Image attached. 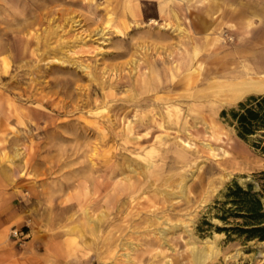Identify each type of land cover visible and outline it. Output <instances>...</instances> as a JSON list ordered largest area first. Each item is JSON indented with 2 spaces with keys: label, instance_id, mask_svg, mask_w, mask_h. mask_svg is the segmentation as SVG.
Returning <instances> with one entry per match:
<instances>
[{
  "label": "rangeland",
  "instance_id": "rangeland-1",
  "mask_svg": "<svg viewBox=\"0 0 264 264\" xmlns=\"http://www.w3.org/2000/svg\"><path fill=\"white\" fill-rule=\"evenodd\" d=\"M250 77L264 0H0V264H195L192 240L204 264H264L218 230L264 171V134L222 112L264 92L212 91Z\"/></svg>",
  "mask_w": 264,
  "mask_h": 264
},
{
  "label": "trees",
  "instance_id": "trees-1",
  "mask_svg": "<svg viewBox=\"0 0 264 264\" xmlns=\"http://www.w3.org/2000/svg\"><path fill=\"white\" fill-rule=\"evenodd\" d=\"M229 116L232 125L241 139L262 132L264 134V95L251 96L246 102H240L237 109L223 111L222 117ZM264 154V145L262 146ZM261 189L253 190V185L241 187L234 184L228 189L226 202L232 206L221 216L223 221L230 217L240 218L243 222L236 226L219 228L228 235L244 236L246 240L264 241V171L260 172Z\"/></svg>",
  "mask_w": 264,
  "mask_h": 264
},
{
  "label": "bare ground",
  "instance_id": "bare-ground-1",
  "mask_svg": "<svg viewBox=\"0 0 264 264\" xmlns=\"http://www.w3.org/2000/svg\"><path fill=\"white\" fill-rule=\"evenodd\" d=\"M161 12H164L163 8L161 9ZM248 27L251 26V23H247ZM247 27V28H248ZM194 51V50H193ZM258 76V74H257ZM264 92V82H260L258 80L253 79L252 77L248 79H242L239 82L231 83L228 86H223V85H218L215 90L213 89L212 94L214 95L215 93H223V99L221 101H218L219 106L225 105V104H231L242 97L244 95L249 94V93H262ZM205 102V101H204ZM234 104V103H233ZM169 109V107H168ZM179 109L177 107L173 108L171 110H168L169 118L176 117V122H173L172 120H169L171 125H177L178 124V113ZM174 113V114H173ZM162 114V113H161ZM210 114V113H209ZM203 120V119H202ZM142 122V121H141ZM180 122V121H179ZM139 123V122H138ZM167 123V122H166ZM161 125V124H160ZM169 126V125H168ZM171 127V126H170ZM190 128V127H189ZM162 139V138H161ZM150 149V148H149ZM157 154V151L155 148H151L145 153V162H146V168L150 169L154 163L150 161V158L153 157V155ZM18 155V154H17ZM10 159V158H9ZM154 168V166H153ZM155 169V168H154ZM161 178V177H160ZM163 181V180H162ZM162 183V182H161ZM178 184V183H177ZM176 185V184H175ZM180 185V184H179ZM153 187V185H152ZM158 189V188H157ZM182 189V188H180ZM157 191V190H156ZM181 191V190H180ZM182 192V191H181ZM180 193V192H179ZM176 194V193H175ZM145 195V194H144ZM161 195V193L159 194ZM132 200V199H131ZM85 211V210H84ZM102 217V216H100ZM90 219V217H89ZM92 219V218H91ZM103 219V218H102ZM97 220V218H95ZM99 222L101 219H98ZM88 221V220H86ZM93 221V220H92ZM93 224V223H91ZM98 224V223H97ZM94 225V224H93ZM82 226V225H81ZM94 229V227H91ZM99 228V227H98ZM92 229V231H93ZM90 230V229H89ZM88 230V232H89ZM95 230V229H94ZM168 232V231H167ZM84 233V232H83ZM91 233V232H90ZM96 235V234H95ZM96 239V238H95ZM103 241V240H102ZM209 241V240H208ZM112 242V241H111ZM105 243V242H104ZM192 247L190 248L191 251V256L195 264H204L213 254L214 250L212 248V245L208 244H199L196 242V240H192Z\"/></svg>",
  "mask_w": 264,
  "mask_h": 264
},
{
  "label": "built area",
  "instance_id": "built-area-1",
  "mask_svg": "<svg viewBox=\"0 0 264 264\" xmlns=\"http://www.w3.org/2000/svg\"><path fill=\"white\" fill-rule=\"evenodd\" d=\"M17 234V233H16Z\"/></svg>",
  "mask_w": 264,
  "mask_h": 264
}]
</instances>
